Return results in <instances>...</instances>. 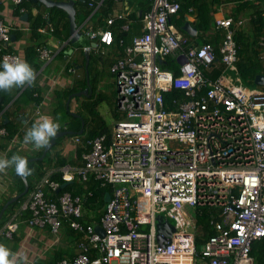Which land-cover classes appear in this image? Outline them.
I'll use <instances>...</instances> for the list:
<instances>
[{
    "label": "built area",
    "instance_id": "built-area-1",
    "mask_svg": "<svg viewBox=\"0 0 264 264\" xmlns=\"http://www.w3.org/2000/svg\"><path fill=\"white\" fill-rule=\"evenodd\" d=\"M104 1L87 3L96 12ZM147 1L151 10L143 17V34L127 46L121 40L124 56L110 67L118 106L113 130L95 138L74 137L82 146L83 165L61 169L65 182L94 178L101 187L111 186L100 222H84L91 191L65 192L52 200L47 190L57 192L61 184L45 175L29 193L28 225L48 228L56 241L64 226L78 235L75 257L56 264H256L252 247L264 239V91L243 83L237 67L234 26L242 22L216 21L217 31H223L218 58L211 44L188 48L172 23L179 3ZM107 25L87 34L98 43L96 53H103L100 45L114 43V18ZM49 28L50 23L38 32ZM11 45L12 29L0 19V64L5 58L21 59L9 51ZM38 53L43 62L52 60L48 49L38 48ZM168 58L176 60L179 74L161 68ZM217 62L224 69L213 80L205 72ZM0 133L8 136L5 129ZM16 142L14 137L11 143ZM188 208L201 214L203 208L213 210L209 222L215 234L202 252L196 249ZM158 218L172 224L170 237ZM18 228L11 221L4 235L13 239Z\"/></svg>",
    "mask_w": 264,
    "mask_h": 264
},
{
    "label": "crops",
    "instance_id": "crops-1",
    "mask_svg": "<svg viewBox=\"0 0 264 264\" xmlns=\"http://www.w3.org/2000/svg\"><path fill=\"white\" fill-rule=\"evenodd\" d=\"M52 1L74 2L77 14V28L80 34H84L86 40H89L87 37L89 32H98L101 29H108L107 20L109 18H114V25L111 27V31L114 35V43L112 46H103L101 48V51L103 52L102 54L96 53L95 51L93 52L95 48L93 47L90 52H88V56L95 55L96 57H101V59L95 61L92 60L91 63L89 60L88 68L86 69L87 59L85 48L74 46L70 42V20L66 12V16L57 14V19H61L58 27H54L53 24H50L48 32L46 34H40V38L33 41L31 37V22H29L30 15L28 11H24L27 8H20L19 5L12 3L11 0H0V18L11 27L12 36H15V40L12 39V45L10 48H14L16 52L22 56V60H24L26 48H31L34 51L32 55L35 61L40 65L39 70L36 73L34 87L31 88L26 85L20 92H18V88H14L11 92L0 91V132L5 129L8 134V136H4L0 133V158H11L12 155L19 154L30 160L39 159L42 156L44 148L36 150L31 143L24 142L26 131L32 126L35 120L42 115H48L54 120H59L61 127L58 133L63 131L80 132L83 128V133L81 135L67 136L71 137V142L68 144L66 143L65 145L62 144L56 147L58 144L57 139L56 148L53 147L44 159L46 160V164L38 165V167L45 172L44 176L51 175V177L52 174H61V169L63 168L60 167L61 162L64 163L65 167L69 166L73 170L83 165L82 156L79 155L82 146L75 144L72 139L76 136H80L81 138L87 136L84 133V119L87 121L91 120V113L89 112V109H87L89 107V100L82 98L85 96L77 97L76 94L81 93L90 87L92 94L86 98H90L93 94L92 101L97 98V95L94 93L96 87L93 89L89 83L91 68L93 67L95 72L93 80L95 85H97V83L99 84V71L102 65L105 67H111L116 59L124 56V47L120 45V41L123 40L125 46H127L132 43L134 38L141 36L144 31V23L142 22L143 17L151 10V3L147 0H105L103 5L96 12L86 5V0ZM176 2L189 7V13L185 16V22L182 23L181 30L179 29V25L181 24L179 14L174 17V21L172 22L179 34L185 40L188 48H195L203 44H211L214 46L215 43L218 45V48H220L223 40V31H217L216 23L214 29L211 27L212 23L217 20L233 19L236 23L242 22L240 26H234L236 33L244 31L247 35H254L251 25L253 13L251 10L242 11L239 6L244 3H259L260 0H176ZM261 4H264V1L261 2ZM48 9L52 8H47L43 5L32 7L31 15L36 16L42 14L46 19V16L49 15ZM89 10L92 13L91 16L88 17L86 12ZM201 12H204L203 16L205 17L202 18L206 19L207 22L211 24L209 25L211 30L208 32H204L198 27L200 19L199 15ZM24 14L29 15L27 21L21 19ZM82 16H85L83 20H81ZM186 23H189L192 28L196 29L197 33L189 34L184 31L183 27ZM203 24L204 23H202V25ZM126 25H129V31L127 32L123 30ZM205 27L209 28L207 26ZM15 33H19L20 35L16 36ZM51 36H53L55 40L51 39ZM116 38L119 39L118 43ZM261 38H259L258 43H256L255 46L252 45L253 47L250 48L252 50L251 53L257 52L259 56L258 60H260L263 65V73L260 75H264V47L260 45ZM89 42L97 43L95 40H89ZM38 48L48 49L52 53V60L50 62H43L39 57ZM223 69L224 67L222 66V63L217 62L215 67L206 71L205 74L209 78L215 80L221 76ZM85 83L87 87L82 90ZM250 87L264 91V87L257 86L256 84L250 85ZM31 92L34 93L33 97L37 99L36 102L28 100V94ZM69 93L71 94L70 96ZM24 95L25 98L22 100ZM11 96H15L13 102L11 101L10 104H5V101ZM98 108L99 107L96 109ZM63 109L67 113V119L62 122L60 119L62 118L61 115L63 113H61V110ZM77 116H80V118ZM73 119H78L82 122L83 125L80 131L74 130L73 126H76V123L73 122ZM70 126L72 127L70 128ZM14 137H17V142L12 144L11 140ZM32 169H34V176H31L30 182L33 186L32 189L29 188V192H31L36 184H38L44 177L43 176L40 180H36L37 176H35V174L37 173V166ZM74 182L75 184H80V182L77 181V178H75L73 182H70V184H73ZM22 190H25L23 180L21 177H16L13 168L0 172V213L11 199L22 194ZM86 190H90V188H83L80 195L84 194ZM47 191L48 196L53 195L52 191ZM67 192L75 193L76 185L71 186L70 190ZM22 198L15 202L18 203L17 205L13 206L15 203L10 204L2 216L0 221V224L2 223L0 226V243L5 244L14 252L26 255L27 264L56 263L58 262L56 259L58 253L65 257H69V255L74 257L78 252V237L73 235L68 227L65 226L64 228L67 229L62 231L63 238L59 239L60 241L57 242L59 243L58 245H53V243L56 242V239L52 240L48 228H32L28 225L27 221L30 218V213L25 209V206L28 204L30 196L27 194ZM95 207L91 209L87 207L84 208V222L98 225L101 212ZM194 213V223L196 226V234L198 235L203 231L198 225V218L201 216V213ZM11 221L16 222L19 226L13 239L7 238L3 232L5 226ZM48 235L50 236L48 247L41 250L39 242H41L40 240L42 239L46 240ZM71 239H74V246H71L69 243V240L72 242ZM5 240L8 241V243H6ZM56 246L60 248L54 252V255L50 254ZM260 249L261 250H258V253L261 252V256L255 258L256 264H264V249L262 247ZM198 263L200 264V262Z\"/></svg>",
    "mask_w": 264,
    "mask_h": 264
},
{
    "label": "trees",
    "instance_id": "trees-1",
    "mask_svg": "<svg viewBox=\"0 0 264 264\" xmlns=\"http://www.w3.org/2000/svg\"><path fill=\"white\" fill-rule=\"evenodd\" d=\"M175 1L176 0H172ZM264 0H260L259 3H255V4H251V3H244L241 4L239 6L240 9L243 10H251V12L253 13V17L251 18V25L253 28V33L254 35H250V34H246L244 31L243 32H238L235 35V40L237 42L238 45V58L239 61L237 63L240 75L243 79V82L247 85H253L255 84V79L258 75L263 73V65L261 64L262 62L260 60H258V54L257 52L251 53L252 50L250 47H253L256 45V43H258L259 38L263 37L264 38V4H261V2H263ZM260 4V5H259ZM86 5H88L87 0H86ZM38 6V4L34 3L32 0H24V2L19 5L20 8H27L24 11H28L29 15H30V26H31V30H32V40L36 41L40 38V33L38 32V30L46 25L53 24L54 27H58V25L60 24V20L61 19H57V14L60 15H64L66 16L67 14L57 8H52V9H48L49 15H47L46 17H48V19H45V17L42 14H38L36 16L31 15V8ZM188 6H183L182 4H180V19H181V24L179 25V29L181 30L182 28V23L185 22V16L186 14H188ZM246 8V9H245ZM91 11H87L86 14L87 16H91ZM204 12L200 13V19H199V23H198V27L199 29H201L202 31H210V27L209 25H211L210 23L207 22L206 19H204L205 17L203 16ZM240 14V13H239ZM207 16V13H206ZM204 17V18H202ZM1 19V18H0ZM236 20V19H234ZM174 21V18L172 19V22ZM237 21V20H236ZM202 23H204L202 25ZM215 21L212 23L211 27H213V29L215 28ZM205 26L209 27L206 28ZM16 36H19V33H15ZM116 41L118 43L119 39L116 38ZM208 43V42H205ZM253 45V46H252ZM215 47V51L218 55V58L220 57V52H219V48L218 45L215 43L214 45ZM9 51L11 53H17L16 50L14 48H9ZM34 51L31 48H26V52H25V57L24 60H26V62H28L33 69L35 70V72L37 73L39 70L40 65L35 61L32 53ZM18 54V53H17ZM20 56V54H18ZM22 57V56H20ZM101 59V57H96L95 55H90V63L92 62V60H99ZM93 61V62H94ZM162 69H168V70H173L176 74H179V68L177 65V62L172 59V58H168L165 60V62L162 63L161 65ZM87 83V80H86ZM84 85V87L82 88V90H84L87 85ZM90 86L94 89V87H96L94 80H89ZM25 87V86H24ZM23 87V88H24ZM29 87H34L29 86ZM23 88H18V92L22 91ZM26 91V90H25ZM95 93V90H94ZM34 93H29V97L28 100L30 101H34L36 102L37 99L33 97ZM71 94L69 93V96ZM94 94L90 97V98H86V97H82L85 98L87 100H89L88 105L89 107L87 109H89V112L91 113V120L87 121L86 119H84L85 121V126H84V133L87 135V137L89 138H95L99 135H102L104 133H109L110 130L107 127L105 121L102 119V117L96 112V108L99 106V103L102 101V97L97 96V98L92 101ZM100 97V98H99ZM15 96H11L9 97L6 101L5 104H10L11 101L13 102ZM91 100V101H90ZM73 122L76 123V126H73L75 131H80L82 128V122L78 119H73ZM72 126H70L71 128ZM79 155H82V150L81 152L79 151ZM46 164V160L44 161H40V162H36V163H29V168H33L35 166H37V173L35 174L36 180H40L45 172L40 169L38 167V165H45ZM60 167H64V163L61 162L60 163ZM32 176V175H31ZM31 176H29L27 178L28 183L30 188L32 189L33 184L30 182V178ZM34 176V174H33ZM17 178H20V176L16 175ZM51 179L53 181H57L61 184V189L57 192H52L53 195L49 196L50 199L52 200H56L58 198L59 195L67 192L68 190H70V187L73 185H76V192L72 193L73 196L76 195H80L81 192L83 191V188L85 187H89L93 196L88 198V200L85 202V208H93L95 207L96 209H101V215L104 213L105 208L107 206V199L108 196L110 198L111 194H112V188L111 186H107V187H101L100 182L95 181L94 178H90V180L88 182H81L80 184H75V182L73 184H70L69 182H65L62 180V174H52ZM23 187V186H22ZM23 191V190H22ZM21 191V192H22ZM55 194V195H54ZM24 199V198H22ZM57 201V200H56ZM18 203H15L13 206L17 205ZM202 215L198 218V225L202 228L203 231L200 232V234L197 235V245L199 243H205L206 240H208L210 238V236H213L215 234L214 230L212 229L211 225H210V217L213 214V210L208 209V208H203L202 210ZM100 215V217H101ZM100 219V218H99ZM100 222V220L98 221V223ZM2 225V223L0 224V226ZM73 233V232H72ZM73 235H76L78 237V235L76 233H73ZM264 249V239L258 242H255L253 244L252 247V252L251 255L256 258L257 256H261V252L258 253V250H261L260 248ZM60 253H58L56 259L59 261L60 259L63 258V256ZM61 257V258H60ZM75 257V256H74ZM73 256L69 255V259L74 258ZM51 264H55V262L51 263Z\"/></svg>",
    "mask_w": 264,
    "mask_h": 264
},
{
    "label": "clouds",
    "instance_id": "clouds-1",
    "mask_svg": "<svg viewBox=\"0 0 264 264\" xmlns=\"http://www.w3.org/2000/svg\"><path fill=\"white\" fill-rule=\"evenodd\" d=\"M96 44L98 45V43ZM102 47L103 46L100 45L99 49L101 50ZM91 49L92 48H90V50ZM99 54H101L100 51ZM35 82L36 72L28 62L18 58L13 61H9L7 58H5L3 63L0 64V91L11 92L14 88H23L26 85L32 86L35 84ZM60 127L61 125L59 120H54L48 115H42L38 117L32 126L26 131L24 142L31 143L36 150L45 148L50 143L51 138H54L57 135ZM28 165V159L19 154H14L11 156V158H0V172H4L6 169L13 168L16 175L25 179L34 173V169L29 168ZM170 225L172 226V224ZM159 228L161 229V227ZM0 264H27V256L19 252H14L5 244L0 243Z\"/></svg>",
    "mask_w": 264,
    "mask_h": 264
},
{
    "label": "water",
    "instance_id": "water-1",
    "mask_svg": "<svg viewBox=\"0 0 264 264\" xmlns=\"http://www.w3.org/2000/svg\"><path fill=\"white\" fill-rule=\"evenodd\" d=\"M34 3L38 4V5H43L47 8H57L60 10H63L64 12H66L69 16V20H70V42L72 45L77 46V47H84L85 48V53H86V59H87V64H86V69L88 68V64H89V60H90V56H88V52L90 51V48L93 47H97L96 43H92L89 42V40H86L84 34H80L77 28V23H76V10L74 7V2L73 1H69V2H55L52 0H32ZM84 1V0H83ZM29 15L28 14H24L21 19L23 21H27L28 20ZM183 30L186 31L189 34H196L197 30L192 28L190 26L189 23H186L183 27ZM12 39L15 40V36H12ZM255 84L257 86L260 87H264V75H258L255 79ZM92 94V90L90 87H88L87 89H85L83 92L76 94L77 97H81V96H85V97H89ZM69 110V108H68ZM78 118H80V116H77ZM25 119V118H22ZM83 133V128L80 132H74V131H63V132H59L57 133V135L52 138L50 140V143L48 144L47 147H45L44 152L42 154V156L39 159H30L28 160L29 162H37V161H43L47 155V153L56 146L57 144V139L60 138H64L67 136H75V135H81ZM25 186V190L22 192V194L14 197L13 199H11L8 204L3 208V210L0 213V221L2 219V216L6 210V208L12 204L15 203L17 201H19L22 197L26 196L29 193V184L27 179L21 177ZM109 201V199H108ZM161 219V223L159 225V227H161V231L167 235L168 237H170L173 232H174V228L169 224V222L166 219L163 218H158ZM97 231L99 233H102V230L100 228H97ZM166 239V238H165ZM165 239H160V242L165 241Z\"/></svg>",
    "mask_w": 264,
    "mask_h": 264
},
{
    "label": "rangeland",
    "instance_id": "rangeland-1",
    "mask_svg": "<svg viewBox=\"0 0 264 264\" xmlns=\"http://www.w3.org/2000/svg\"><path fill=\"white\" fill-rule=\"evenodd\" d=\"M100 14V13H99ZM85 16H82L81 17V20H83ZM51 39L55 40V38L53 36L50 37ZM209 71V70H208ZM95 75V72L93 70V67L91 68V75H90V79L93 80V77ZM99 84L97 83L96 85V88H95V94L98 96H101L102 97V101L99 103V108L96 109V112L102 117V119L105 121L107 127L109 128V130H113V127L115 126V121H116V118H115V111L117 110L118 106H117V87H116V83H115V77L110 73V67H105L102 65L100 71H99ZM25 98V95L22 97V100ZM82 99V98H80ZM61 113H63L61 116L62 118L60 119V121H65L67 118V113L66 111L63 109L61 110ZM71 142V137H66V138H63V139H58V144L56 147L62 145V144H68ZM55 147V148H56ZM45 149V148H44ZM101 210V209H99ZM188 212L190 213V215L194 218L195 217V211L191 210V209H187ZM158 226L160 225L161 223V219H158ZM173 223V221H171ZM65 227V226H64ZM61 230V233L59 235V239L60 238H63V230L64 229H67V228H64ZM192 231L195 232V230L192 229ZM52 236V240L55 239V237L53 235ZM49 238L50 236L48 235L47 236V239L46 240H40L41 242H39L40 244V249L41 250H44L45 248L48 247V243H49ZM39 239V238H38ZM60 241V240H59ZM59 241H56L53 243V245H58ZM72 242H70L69 240V243L71 246H74L75 243H74V239H71ZM6 243H8V241L5 240ZM204 243H199L197 245V250L198 252H202L204 250ZM60 247L56 246L54 247V249L51 251L50 254L54 255V252L56 250H58ZM49 254V255H50ZM65 257V256H63ZM65 258H69V257H65ZM56 264V263H55ZM112 264H118L117 262H113Z\"/></svg>",
    "mask_w": 264,
    "mask_h": 264
}]
</instances>
